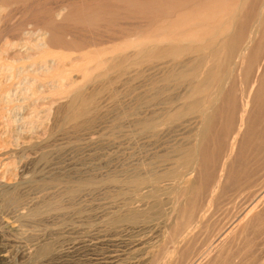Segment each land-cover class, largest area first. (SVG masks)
Masks as SVG:
<instances>
[{
  "label": "rangeland",
  "instance_id": "rangeland-1",
  "mask_svg": "<svg viewBox=\"0 0 264 264\" xmlns=\"http://www.w3.org/2000/svg\"><path fill=\"white\" fill-rule=\"evenodd\" d=\"M0 2L6 9L0 12V264H264V124L252 127L260 134L255 141L259 150L250 153L252 142L241 141L243 124L237 114L227 144L216 145L214 177L199 181L190 192L175 187L195 173L183 178L161 174L164 165L177 162L176 150L190 145L198 126L192 114L177 121L165 117L184 100L200 97L189 88L194 82H203L201 90L209 88L207 92L215 86L211 79L207 88L203 69L195 77L177 71L168 77L166 71L178 60L200 54L205 69L217 68L223 55L211 58L208 49L201 48L165 63L147 59L111 70L95 65L116 55L120 57L113 63L132 60L126 54L137 41L165 44L152 37L165 26L179 28L181 36L191 35L193 45L220 47L222 42L212 35L217 28L210 27L213 20L225 17V6L231 3L239 16H246L236 22L243 38L259 26V33L248 43L242 38L239 45L254 53L255 45L264 44V5L251 17L241 0ZM213 10L214 16H205ZM253 53L252 78L264 57ZM44 61L51 64L48 72ZM90 65L96 68L93 74L100 73L85 81L84 68ZM120 67L126 72H119ZM233 69L220 67L225 76L233 72L236 82L242 73L251 72L241 63ZM76 85L82 97L93 94V99L86 113L71 117L66 103ZM253 110L251 106L249 112ZM220 118L218 113L212 120L218 123ZM225 158L241 163L248 176L236 167L230 173L221 171ZM254 220L256 230L248 236L245 228ZM232 244H246L247 253L228 257Z\"/></svg>",
  "mask_w": 264,
  "mask_h": 264
},
{
  "label": "bare ground",
  "instance_id": "bare-ground-1",
  "mask_svg": "<svg viewBox=\"0 0 264 264\" xmlns=\"http://www.w3.org/2000/svg\"><path fill=\"white\" fill-rule=\"evenodd\" d=\"M6 2V1H5ZM10 2V1H9ZM13 3V1H11ZM239 2V0H238ZM233 3L231 4H226L225 6V17L224 18H218L213 20V22L211 24L212 27H210L212 30L217 28L216 31L214 33H212L213 36H216L219 42L221 44L220 47H214V44H196L193 45L191 44V42L193 41V38H191V35L188 36H181L179 31V28H175L174 27L171 29L169 28V26H165L162 29H158L156 31V33L152 36L155 38H159V40L161 41H166L165 44H155L153 42V40H148V42H144V41H137V43L132 44L131 47V51L129 52V54L127 55V58H132V60L129 61H122L118 62L114 61V62H118V63H113L114 57H120V56H114L113 58L110 57L107 60L104 57H107L104 55L105 60H100L99 62H96L99 59H96V61H94L93 64H95L96 62V66L98 64L103 65V67L105 68L104 64L107 66V69L111 70L112 68H114L115 66H127L128 64H136V63H141L144 62L147 59H152V60H156V61H161L162 63H165L166 61H171L174 59H179L182 58L185 53L191 51V50H196V49H201V48H205L208 49V54L209 56L214 57L217 55L222 54L223 58L221 60H223L219 66H217V68H212L210 67V65L206 66V69L204 68L206 61L204 58V54H200V55H195L194 57H189L188 58H184L181 59L180 61L178 60L176 66L172 67L171 69L166 71V76L170 77L172 74H177V72H179L178 74H190L192 76H197L199 72L202 71V69L204 70V73L206 74V76L208 77L209 81L207 82L206 86L208 88V86L210 85V80L212 79V81H214L215 86L213 90H210L211 92H207V90H201L202 85L204 84L201 81H196L192 84V86H189V88L193 87L192 89V95H199L200 97H195L193 99H191V101H187L184 100L183 103H181L179 106H177L173 111H171L170 113H168V115L165 117V119L169 120V121H177L178 119L184 117L185 115H191L192 118V122H194L195 124H198L197 129L195 128L194 130V135L192 138V141L189 143L190 145L187 146H180L174 156L177 157V162L172 164H168V165H164L163 167V171L161 172L162 176H168V175H175L177 174L178 176L182 177L189 174V172H193L196 174V176H194V178L190 181H180L178 183V185H176L175 188L179 189L181 193H187L190 192L193 189V186L195 184H198L199 181H205L208 179H211L214 177L215 173H216V164H215V159L216 156L218 155L219 150L217 149L216 145H223V144H227L228 141V136L230 135V133L232 132V129L235 125L236 122V116L237 114H239V116L241 117V122H242V126L241 128H239V131L242 135L241 137V141L245 140V142H252V144L250 145L249 151L250 153L252 152L253 154L257 153L259 150V146L258 143H256L255 141L258 140L259 136V131L258 129L255 130L253 129L255 126H257V124H264V44H257L255 45L256 49L254 50V57L257 56L258 59H260V57H263L261 60V64L260 65V70L258 72V74L252 78L251 77V73L253 71V68H251V53L250 50L246 51L247 46H245V48L243 50H241L239 48L240 45V40L243 38L242 33L244 32V30L242 29V27H238L237 29V23L236 22H243V20L245 19L246 16H239L238 15V11H237V6H231ZM241 4H243V6H247L249 9H251V17L252 15L254 16L255 14V10L257 9L258 5H260L257 1H249L248 0H241ZM10 5V4H9ZM264 3L260 6H263ZM13 6V5H12ZM73 6V5H72ZM59 7V6H58ZM66 7V6H65ZM245 8V7H244ZM26 9V8H25ZM58 9V8H57ZM6 10L5 6L0 2V12ZM50 10V9H49ZM259 11V8L257 9ZM261 10V8H260ZM14 11V10H13ZM26 11V10H25ZM12 12V11H11ZM24 13V12H23ZM205 16H209V18L212 17V15L214 16L215 11L213 10L212 14L210 11L205 12ZM214 13V14H213ZM263 13V12H262ZM9 14V13H8ZM58 13H56V15H58ZM211 14V16H210ZM259 14V13H258ZM10 15V14H9ZM54 15V14H53ZM260 15V14H259ZM259 15H258V19H259ZM4 16V15H3ZM1 17V21L2 18ZM55 16V15H54ZM53 16V17H54ZM256 17V16H254ZM37 18V17H36ZM14 19V18H13ZM50 19V18H49ZM254 19V18H253ZM151 21V20H150ZM257 21V18H256ZM136 23V22H135ZM256 23V22H255ZM195 25H198V23H195ZM210 25V24H209ZM236 25V26H235ZM50 26V25H49ZM53 26V25H52ZM51 26V27H52ZM56 26V25H55ZM138 26V25H137ZM254 26V25H252ZM257 26V25H256ZM255 26V27H256ZM110 27V26H109ZM156 27V26H155ZM253 27L254 29L251 30L253 33H249L246 38H243L244 40L246 39L245 42L248 43V41L251 40L252 36L254 33H256L258 31L259 33V29H256L258 27ZM151 28V27H150ZM149 28V29H150ZM14 30V29H13ZM57 30V29H56ZM109 30V29H108ZM45 31V30H44ZM148 31V30H147ZM89 32V31H88ZM92 33V32H91ZM96 33V32H95ZM147 33V32H146ZM43 34V33H42ZM59 34V33H58ZM122 34V32H121ZM44 35V34H43ZM111 35V34H110ZM124 35V34H123ZM108 36V35H106ZM115 36V35H114ZM112 36V37H114ZM133 36V35H132ZM262 38H264V29L262 32ZM10 37V36H9ZM168 37V38H167ZM120 38V37H119ZM181 38V39H180ZM79 39V38H78ZM110 39V38H109ZM118 39V38H117ZM166 39H169L168 41ZM16 40V39H15ZM101 40V39H100ZM114 40V39H113ZM206 40V39H205ZM253 40V39H252ZM17 41V40H16ZM36 41V40H35ZM160 41V42H161ZM13 42V41H12ZM252 42V41H251ZM250 42V43H251ZM90 43V41H89ZM96 43V42H95ZM159 43V42H158ZM9 44V43H8ZM28 44V42H27ZM33 44V42H32ZM5 45V44H3ZM41 45V43L39 44ZM90 45V44H89ZM125 45V44H124ZM250 45V44H249ZM248 45V46H249ZM38 46V45H37ZM54 46V45H53ZM85 46V45H84ZM97 46V45H96ZM120 46V45H118ZM10 47V46H9ZM39 47V46H38ZM47 47V45H46ZM117 47V45H116ZM3 48V47H1ZM41 48V47H40ZM73 48V47H72ZM252 48V46L250 47V49ZM39 49V48H38ZM115 49V48H114ZM34 51V50H33ZM38 51V50H36ZM44 51V50H42ZM41 51V52H42ZM94 51V50H93ZM41 52H37V53H41ZM92 52V51H91ZM90 52V53H91ZM96 52V51H95ZM103 52V51H102ZM106 52V51H105ZM49 52H46V54ZM100 53V52H99ZM30 54V52H29ZM36 54V53H35ZM93 54V53H91ZM102 54V53H100ZM118 54V52H117ZM120 54V52H119ZM124 54V53H123ZM45 55V53L42 54V56ZM78 55V54H77ZM76 55V56H77ZM95 55V54H94ZM114 55V54H113ZM99 56V55H97ZM96 56V57H97ZM122 56V55H121ZM75 57V56H74ZM78 57V56H77ZM208 57V56H207ZM36 58V57H34ZM38 58V57H37ZM41 59V57H39ZM73 58V57H72ZM95 58V57H94ZM237 58V59H236ZM38 59V60H40ZM71 59V58H70ZM87 60V58H85ZM93 59V58H92ZM58 60V59H57ZM85 60V61H86ZM43 61V60H42ZM40 61V62H42ZM49 61V60H48ZM48 61H44L43 62V66L44 69L46 70V72H48L52 67L51 64ZM70 61V60H69ZM83 60H81L82 62ZM148 61V60H147ZM34 62V61H33ZM37 62V61H36ZM35 62V63H36ZM51 62V61H50ZM79 62V61H78ZM77 62V63H78ZM158 62V63H161ZM260 62V61H259ZM258 62V63H259ZM38 63V62H37ZM68 63V62H65ZM64 63V64H65ZM73 62H70V64ZM76 63V62H75ZM80 63V62H79ZM242 64V67L244 69H247L250 73L249 75L246 73H242V75L240 76L241 79H239L236 82V78L232 75L234 72V66L237 64ZM10 64V63H9ZM69 64V67H70ZM3 65V64H1ZM13 65V64H12ZM62 65V64H61ZM66 65V64H65ZM75 65V64H74ZM222 65H226V66H230L231 69L233 70L232 73L228 74L227 76L223 75V72L220 70V67ZM15 66V65H14ZM92 67V65H90ZM138 66V65H137ZM212 66V65H211ZM41 67V66H40ZM66 67V66H65ZM214 67V66H213ZM12 68V67H11ZM57 68V67H56ZM55 68V69H56ZM84 68V67H83ZM103 68V69H104ZM121 69H119V72H126V70H124L122 67H120ZM224 68V67H222ZM251 68V69H250ZM54 69V70H55ZM95 67L92 68H88V66L84 68V80L86 81L88 78L90 77H95L97 75H99L100 72L97 73V70L95 72V74H93L92 72L95 71ZM134 69V68H132ZM250 69V70H249ZM256 69V68H255ZM8 71V69H6ZM27 70V69H26ZM36 70V69H35ZM39 70V69H38ZM62 70V69H60ZM83 70V69H82ZM201 70V71H200ZM231 70V71H232ZM23 71L24 68H23ZM31 71V70H30ZM67 72H70L68 70H66ZM74 72H76V70H72ZM81 71V69H80ZM102 71V69L100 70ZM106 71V70H105ZM177 71V72H176ZM230 71V72H231ZM17 72V71H16ZM54 72V71H51ZM56 72V70H55ZM63 71H61L62 73ZM79 72V70H78ZM165 72V71H164ZM176 72V73H175ZM21 73V72H20ZM59 72L57 71V75L55 74V76L57 77L59 74ZM103 73V72H102ZM257 73V72H255ZM2 74V73H1ZM0 74V75H1ZM15 74V73H14ZM64 74H66V72L64 71ZM127 74V73H126ZM156 74H158L156 72ZM8 75V74H7ZM20 75V74H19ZM23 75V74H22ZM28 75V74H27ZM41 75V74H40ZM39 75V76H40ZM47 75V74H46ZM71 75V74H68ZM74 75V74H73ZM31 76V74H30ZM33 76V75H32ZM54 76V77H55ZM67 76V75H66ZM115 76V75H114ZM14 77V76H13ZM44 77V76H43ZM48 77V76H47ZM46 77V78H47ZM50 77V75H49ZM61 77V75H60ZM77 77V76H76ZM75 77V78H76ZM206 77V79H207ZM239 77V78H240ZM29 78V77H28ZM36 78V77H35ZM45 78V77H44ZM62 78V77H61ZM72 78V77H71ZM13 79V78H12ZM16 79V78H15ZM19 79V78H18ZM33 79V78H32ZM31 79V80H32ZM65 79V77H64ZM81 79V78H80ZM155 79V78H154ZM14 80V79H13ZM12 80V81H13ZM30 80V81H31ZM38 80V79H37ZM51 80V79H50ZM69 80V79H68ZM82 80V82L84 81ZM91 80V79H90ZM102 80V79H101ZM109 80V79H108ZM126 80V79H125ZM152 80V79H151ZM159 80V79H158ZM157 80V81H158ZM3 81V80H2ZM11 81V82H12ZM22 81V80H21ZM41 81V80H40ZM66 81V80H65ZM74 81V80H73ZM17 82V81H16ZM15 82V83H16ZM37 82V81H35ZM42 82V81H41ZM70 82V81H68ZM81 82V83H82ZM90 82V81H89ZM14 83V81L12 82ZM10 83V84H12ZM47 83V82H46ZM239 83V88H236V84ZM45 84V83H44ZM87 84V83H86ZM85 84V85H86ZM140 84V83H139ZM15 85V84H14ZM33 85V83H32ZM50 85V84H49ZM56 85V84H55ZM54 85V86H55ZM65 85V84H64ZM63 85V86H64ZM186 85V84H185ZM190 85V84H189ZM1 86V85H0ZM11 87V85H8ZM7 86V87H8ZM24 86V85H23ZM57 86V85H56ZM94 86V85H93ZM3 87V86H1ZM26 87V86H25ZM35 87V85H34ZM48 87V86H47ZM84 87V86H83ZM184 87V86H183ZM5 88V86H4ZM3 88V89H4ZM9 88V87H8ZM12 88V87H11ZM7 89V88H6ZM5 89V90H6ZM10 89V88H9ZM8 89V91H9ZM14 89V88H13ZM27 89V88H26ZM50 89V88H49ZM52 89V86H51ZM72 89V88H71ZM1 90V89H0ZM37 89H35L36 91ZM53 90V89H52ZM131 90V89H130ZM4 91V90H2ZM1 91V93H2ZM18 91V90H17ZM20 91V90H19ZM34 91V89H33ZM46 91V90H43ZM58 91V90H57ZM57 91H54L57 92ZM71 91V90H69ZM68 91V92H69ZM74 91V96L71 97L68 101H67V108L68 111H70L69 113L70 116H81L84 113H86L88 111L89 108V104L92 102L93 99V94H89L87 96L82 97V92H81V86L80 85H76L75 88L73 87ZM190 91V90H189ZM37 92V91H36ZM188 92V91H187ZM207 92V93H204ZM0 93V94H1ZM35 93V92H34ZM45 93V92H44ZM58 93V92H57ZM60 94H64L67 93V91H61L59 92ZM114 93V92H113ZM186 94V93H185ZM238 95V97H237ZM3 96V94H2ZM7 96V95H6ZM11 96V95H10ZM14 96V95H13ZM4 97V96H3ZM189 97V95H183V98ZM11 98V97H10ZM16 98V97H15ZM24 98V97H23ZM4 99V98H3ZM8 99V98H7ZM28 99V98H26ZM30 99V98H29ZM167 99V98H166ZM179 99V98H178ZM14 100V99H13ZM20 100V99H19ZM4 101V100H3ZM9 101V100H8ZM11 101V100H10ZM177 101V100H176ZM21 102V101H20ZM10 104H12V102H9ZM123 103V102H122ZM162 103V102H161ZM180 103V102H179ZM4 104V103H3ZM10 104H6V105H10ZM16 104V103H15ZM22 104V103H21ZM178 104V103H177ZM175 104V105H177ZM14 105V104H13ZM17 105V104H16ZM19 106V105H17ZM16 106V108H17ZM253 106L254 110L253 112H249V108ZM15 107V106H14ZM117 107V106H116ZM3 108V106H2ZM11 108V106H10ZM143 108V107H142ZM12 109V108H11ZM47 109V108H46ZM49 109V108H48ZM47 109V110H48ZM9 110V108H8ZM46 110V111H47ZM115 110V109H114ZM162 110V109H161ZM61 111V110H60ZM65 112V111H64ZM73 112V113H72ZM131 112V111H130ZM157 112V111H156ZM155 112V114H156ZM48 113V111H47ZM68 113V112H67ZM135 113V112H134ZM220 113L221 114V118L220 121L218 123H216V121L214 122L212 120V117L216 114ZM148 114V113H147ZM154 114V113H153ZM66 116V115H65ZM114 116V115H113ZM147 116V115H146ZM34 117V116H33ZM157 117V116H156ZM65 118V117H64ZM63 118V119H64ZM76 118V117H75ZM113 118V117H112ZM190 118V117H189ZM39 119V118H38ZM69 119V118H68ZM78 119V118H77ZM35 120V119H34ZM33 120V121H34ZM41 120V119H40ZM36 121V120H35ZM75 121V120H74ZM37 122V121H36ZM42 122V121H41ZM39 122V123H41ZM107 123V122H106ZM7 124V123H6ZM194 124V125H195ZM69 126V125H68ZM52 127V126H51ZM196 127V125L194 126ZM253 127V128H252ZM188 129V128H187ZM10 130V129H9ZM60 131V130H59ZM42 133V132H41ZM260 135V134H259ZM63 136V134H62ZM79 136V135H78ZM21 137V136H20ZM238 139V138H237ZM23 140V139H22ZM256 144H255V143ZM15 145V144H14ZM16 147V146H15ZM39 149V148H38ZM35 151V150H34ZM159 152V151H158ZM239 154V151H238ZM232 157V156H231ZM231 159V158H230ZM28 163V162H27ZM172 164V165H171ZM215 164V165H214ZM235 163L228 162V159H224L222 161V165L220 166V170H227V172L230 173L231 170H233L232 168L236 167V169L239 168L240 173L242 176H248V170L245 168L243 169V167H241V163H236L237 165H234ZM25 165V164H24ZM60 165V164H59ZM172 166V167H171ZM111 168V167H110ZM149 171V170H148ZM71 172V171H70ZM186 172V173H185ZM250 173V172H249ZM226 174V173H224ZM229 175V174H228ZM138 176V175H137ZM220 176V175H219ZM225 177V176H223ZM233 178V177H232ZM237 178V177H236ZM152 179V178H151ZM223 179V178H222ZM242 179V178H241ZM240 179V180H241ZM143 180V179H142ZM205 184V182H204ZM159 185V184H158ZM218 185V184H217ZM229 185V184H228ZM219 186V185H218ZM217 186V187H218ZM227 186V185H226ZM46 187V186H45ZM176 189V190H177ZM251 189V188H250ZM249 189V190H250ZM43 190V189H42ZM41 190V191H42ZM175 190V189H174ZM175 195V194H174ZM188 207V206H187ZM16 208V207H15ZM241 210V209H240ZM258 211V210H257ZM247 212V211H246ZM149 214V213H148ZM140 216H142L143 218L147 217V213L144 214L142 213ZM3 221V220H2ZM1 222V221H0ZM180 222H183V220H180ZM2 224V223H1ZM5 224V223H3ZM184 225V224H183ZM200 225V224H199ZM249 225L251 226L250 229L248 228ZM256 221H251L248 226L245 228L246 229V235L250 236L252 233L255 232L256 230ZM243 229V228H242ZM247 230H249L247 232ZM241 230H239L237 233L240 235ZM0 233H2L0 231ZM69 233V232H68ZM192 232L188 233L191 234ZM194 233V232H193ZM249 233V234H248ZM241 236V235H240ZM242 237V236H241ZM241 237H238L239 239ZM239 239L234 240V242L238 241ZM16 242V241H15ZM244 242V240H243ZM257 243V242H256ZM250 246V245H249ZM227 248V247H226ZM251 248V247H250ZM178 251V250H177ZM227 251L229 252V256L228 257H232V256H240L241 254L247 253V246L246 244H239V246L237 245L234 248V244L231 245V247H228ZM227 252V255H228ZM218 258H216L217 260ZM216 260H214L216 262ZM210 263H211V259H210Z\"/></svg>",
  "mask_w": 264,
  "mask_h": 264
}]
</instances>
